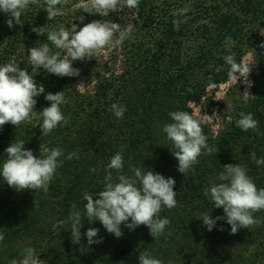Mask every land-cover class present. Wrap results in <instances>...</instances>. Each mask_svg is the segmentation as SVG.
Segmentation results:
<instances>
[{"label":"trees","instance_id":"16d2710c","mask_svg":"<svg viewBox=\"0 0 264 264\" xmlns=\"http://www.w3.org/2000/svg\"><path fill=\"white\" fill-rule=\"evenodd\" d=\"M77 1L68 0L63 14L48 20L44 0H39L12 29L6 24L8 17L0 13V66L15 62L31 73L28 49L48 43L57 51L33 27L69 29L71 21L79 30L81 15L84 23L92 22L94 15L83 8L72 9ZM127 10L133 16L134 30L122 43L119 66L101 71L92 69L89 61L86 66H73L80 69L78 77L61 78L43 69L34 77L45 94L64 91L67 103L61 110L70 118L67 125L47 136H41L37 117L17 128L11 124L0 128V167L6 148L14 141L23 140L25 149L37 157L40 144L64 151L63 165L47 193L17 192L0 177V234L5 237L0 242V264L21 259L25 247L34 248L46 264H139L142 252L163 264H264V211L255 213L262 221L259 226L242 228L234 235L226 221H217L209 232L199 220L205 211L213 218L224 215L203 193L211 183H220L225 165L245 167L257 187L264 188V165L257 166L250 159L252 152L257 159L264 158V48L260 47L264 44V0H141L138 10ZM249 52L258 56L253 96L216 135L201 124L209 146L219 151L201 155L193 171L180 174L172 155L175 149L163 132L164 125L171 123L169 113L181 110L193 115V107L202 103L209 88L229 80L224 57L234 53L242 63ZM113 103L127 109L122 119L110 111ZM49 106L42 94L35 111ZM241 111L259 121L258 131L236 127ZM74 151L79 158L67 160ZM121 151L123 174L132 177V167H144L176 181L177 206L159 214L170 224L155 240L147 227L129 230L122 225L123 236L117 239L99 221L91 225L85 221L81 243L87 245L84 233L90 226L99 229L97 238L103 237V242L81 253L80 245L71 242L70 224L61 226L59 221L67 219L73 203L83 211L86 192L103 190L105 168ZM93 167L96 171L90 172ZM116 177L113 170L114 181Z\"/></svg>","mask_w":264,"mask_h":264},{"label":"clouds","instance_id":"9594fccd","mask_svg":"<svg viewBox=\"0 0 264 264\" xmlns=\"http://www.w3.org/2000/svg\"><path fill=\"white\" fill-rule=\"evenodd\" d=\"M67 2L68 0H44L47 19L53 20L62 15V6ZM38 3L39 0H0V13L8 17L6 24L12 29L19 25L21 16L29 6ZM81 3L87 14L107 17L123 8L138 10L141 0H81ZM77 19L83 24L79 30L76 24L70 30L63 25L56 30H48L46 25L32 28L37 36L46 35L47 41L57 51L53 52L48 43L28 49L31 73L15 62L0 66V128L6 124L17 128L31 123L33 117H37L41 136H47L57 127L67 125L70 118L61 110V106L67 103L64 91L45 94V88L34 77L40 74L41 69L61 78L78 77L80 69L74 68L73 62L93 58L97 60L102 52L110 51L130 38L134 30L131 25L122 26L112 21L93 20L84 23L83 15ZM175 26L178 30V23ZM260 47L264 48V44ZM224 59L229 65V79H237L238 76L248 78L251 72L248 64L238 63L234 53ZM42 94L50 106L37 112V98ZM110 111L117 119H122L127 109L113 103ZM169 116L171 123L164 125L163 132L175 149L172 155L178 162V172L185 176L194 170L201 155L218 153L219 148L209 146L201 121L189 112L172 111ZM228 119L231 120V117ZM258 125L259 121L254 119L252 113L241 111L236 120V127L244 132H256ZM24 146L25 142L19 140L6 148V159L0 167V177L17 192L31 190L36 194L47 193L56 170L63 165L64 161L60 158L64 156V151L59 147L49 148L40 144V154L37 157ZM74 158H79L75 151L66 157L67 160ZM250 159L257 166L264 165V158L257 159L255 152L250 153ZM123 167L121 151L111 158L105 168L103 190L86 192L83 196L86 201L83 211L73 203L67 219L59 221L61 226L70 224L71 242L73 245H80L78 250L81 253L87 252L92 245L103 242V237L97 238L99 229L90 226L84 233L87 245L81 243V229L85 221L89 225L99 221L106 232L117 239L123 236L122 225L129 230L147 227L155 240L165 233L170 224L168 218H160L159 214L165 208L171 210L177 206V192L174 191L176 181L144 167H132L130 170L134 175L129 177L123 174ZM113 170L117 173L116 181L113 179ZM89 171L95 172L96 169L93 167ZM218 179L220 183H211L203 194L216 209L222 208L224 215L213 218L210 211L202 212L199 220L207 230L211 232L220 220L230 225L233 235L242 228L259 226L262 221L255 217V213L264 211V188H258L245 167L239 164L225 165ZM94 195L97 198L94 199ZM4 239V235L0 234V242ZM21 257L19 260H11L10 264H46L32 247H25ZM138 260L139 264H163L162 260L152 257L148 252L140 253Z\"/></svg>","mask_w":264,"mask_h":264},{"label":"rangeland","instance_id":"374dc122","mask_svg":"<svg viewBox=\"0 0 264 264\" xmlns=\"http://www.w3.org/2000/svg\"><path fill=\"white\" fill-rule=\"evenodd\" d=\"M79 8H84L81 0L77 1V4L72 7V9L75 10ZM132 19L133 16L131 12L128 11L127 8H123L116 13L109 14L107 17L94 15L92 21H112L120 23L122 26H132ZM70 23L69 30L72 28L73 24H76V22L70 21ZM121 49L122 44L117 47H113L110 51L105 50L100 54L97 60L93 58L91 60L75 61L73 62V66H86L88 65L87 62L90 61L93 66L92 69H99L103 71L106 68H114L120 64ZM242 63H246L250 66L251 72L248 78L246 76H238L237 79H229L218 88H209L202 103L199 106L193 107L194 118L199 119L201 124L208 126L211 133L214 135L232 122L238 108L250 99L255 92L256 77L258 75L257 54L252 52L247 53L243 57ZM229 117H231V120L228 119Z\"/></svg>","mask_w":264,"mask_h":264}]
</instances>
